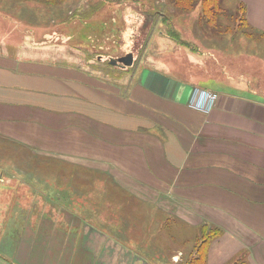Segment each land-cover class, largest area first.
Segmentation results:
<instances>
[{
  "label": "crops",
  "instance_id": "crops-1",
  "mask_svg": "<svg viewBox=\"0 0 264 264\" xmlns=\"http://www.w3.org/2000/svg\"><path fill=\"white\" fill-rule=\"evenodd\" d=\"M224 4L232 16L243 13L252 30L264 33V0H219L221 8ZM60 27L42 36L33 29L17 40L0 35V141L51 164L47 177L0 175V192L12 180L32 189L33 200L62 203V216L79 217L87 208L73 210L80 200L72 188L76 182L62 170L107 173L120 191L108 195L117 201L115 211L130 199L196 234L203 227L220 230L209 240L208 264H244L245 257L264 264V82L251 81L243 68L241 75L233 74L235 52H227L225 34L211 36L210 57L203 60L202 52L186 46L176 67L172 60L148 58L128 77L116 78L67 59L62 52L85 50L74 48L68 37L60 39ZM223 54L229 63L221 61ZM172 67L194 76H173ZM197 89L218 95L209 111L191 105ZM52 208L49 215L61 213ZM32 212H38L37 225L4 226L0 248L3 243L8 257L24 264H58L42 252L53 230L42 229V210ZM56 219L55 232H64ZM66 229L73 233L72 226ZM42 233H48L44 239ZM61 247L52 245L58 255ZM5 263L16 264L10 258Z\"/></svg>",
  "mask_w": 264,
  "mask_h": 264
},
{
  "label": "rangeland",
  "instance_id": "rangeland-1",
  "mask_svg": "<svg viewBox=\"0 0 264 264\" xmlns=\"http://www.w3.org/2000/svg\"><path fill=\"white\" fill-rule=\"evenodd\" d=\"M223 6L225 11H220V6L214 10L217 18H211L202 5L183 10L173 0H64L61 5L51 7L36 0H0V35L17 40L21 34H33L35 29L42 36L60 25V39L68 37L74 48L80 46L85 50L62 52L67 59L74 57L76 62L89 64L107 77L126 78L132 69L147 62L148 58L172 60L175 67L178 66L181 64L178 63L181 57L178 53L186 52V46L195 52H202L201 60L210 57L207 52L212 45L211 36L225 34L227 52H235L231 58L233 74L241 75L243 68L244 75L254 77L251 81L264 82V33L252 30L245 23L243 13L232 16L231 8L227 10L225 4ZM53 19H56L57 25ZM189 36L191 39L187 42L181 40ZM174 37L180 39L177 44ZM127 54L134 55L133 65L120 67L111 64L112 59ZM220 59L229 63V60L225 61L227 55H221ZM171 74L185 78L194 76L178 72L173 67ZM201 75L207 76L204 73ZM1 149H4L3 153ZM48 162L29 151H22L14 143L0 141V175L7 179L20 174L29 178L33 173L40 175V172L47 177L51 166ZM62 171L76 182L72 188L80 200L73 202V210L87 208L82 216H62L65 214L62 203L55 206V202L44 197L33 200L32 189L26 187V190L10 180L4 187L5 191L0 192V230L11 223L21 225L23 222L31 223V228H34L38 223L37 210H42V229L53 230V237L47 240L48 250L43 247L42 251L50 255L48 261L58 260V264H65V261L67 264L70 261L72 264H208L211 242H207L200 255L195 246L201 240V234H196L193 228L184 226L175 218L161 217L159 212L130 199L122 200V209L115 211L117 201L108 200V195L113 196L120 191H114L113 180L107 173L80 168ZM51 208L61 209V213L56 217L50 216L48 212ZM78 211L82 213V210ZM55 219L61 224L59 230L64 232H55L56 228L52 227V220ZM71 226L73 233L66 232V227ZM46 234H41L43 239ZM26 235L27 238L32 237L30 232ZM7 242L4 243L12 245ZM52 245L63 246L58 250L63 249L62 253L56 254L57 250ZM8 252L2 243L0 264H7V258L16 264H24L19 260L17 262L16 257H8ZM65 254L67 259H64ZM17 255L19 258L24 256L22 252ZM243 259L244 264H250L246 257ZM235 261L227 264H237Z\"/></svg>",
  "mask_w": 264,
  "mask_h": 264
},
{
  "label": "trees",
  "instance_id": "trees-1",
  "mask_svg": "<svg viewBox=\"0 0 264 264\" xmlns=\"http://www.w3.org/2000/svg\"><path fill=\"white\" fill-rule=\"evenodd\" d=\"M40 4H44L46 6H55V5H61L64 0H36ZM173 2L179 7L183 8V10H190L191 8H196L197 5L201 4L204 8L205 13L209 12L208 14L211 15V18L216 17V13H214L215 9H219V0H173ZM184 6H181V5ZM220 11L223 12V8H220ZM212 20V19H211ZM176 38V37H174ZM201 240L197 243L195 246V250L201 255L204 252V249L207 247V242L214 238L215 235L220 234V230L213 229L210 233L207 231L204 227L201 229ZM211 234V235H210ZM198 254V255H199ZM198 258V257H197Z\"/></svg>",
  "mask_w": 264,
  "mask_h": 264
},
{
  "label": "built area",
  "instance_id": "built-area-1",
  "mask_svg": "<svg viewBox=\"0 0 264 264\" xmlns=\"http://www.w3.org/2000/svg\"><path fill=\"white\" fill-rule=\"evenodd\" d=\"M217 98L218 95L216 93L203 89H197L192 98L191 105L197 109L209 111Z\"/></svg>",
  "mask_w": 264,
  "mask_h": 264
},
{
  "label": "water",
  "instance_id": "water-1",
  "mask_svg": "<svg viewBox=\"0 0 264 264\" xmlns=\"http://www.w3.org/2000/svg\"><path fill=\"white\" fill-rule=\"evenodd\" d=\"M134 61H135L134 55L127 54L126 56H123L121 58L112 59L111 64L120 67H128L133 65Z\"/></svg>",
  "mask_w": 264,
  "mask_h": 264
}]
</instances>
